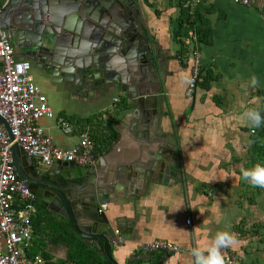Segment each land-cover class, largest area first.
<instances>
[{"label":"crops","instance_id":"1","mask_svg":"<svg viewBox=\"0 0 264 264\" xmlns=\"http://www.w3.org/2000/svg\"><path fill=\"white\" fill-rule=\"evenodd\" d=\"M136 4L163 60L167 116H153L145 124L136 116L138 112H132L130 99L116 89L87 95L32 67L33 81L54 110V117L41 118L39 123L57 146L65 148L76 145L81 134L88 132L96 148H104L96 152L95 163L103 173L121 161L143 163L148 144L161 142L166 134L177 144L184 168L179 178L160 182L138 177L130 191L104 210L115 234L120 230L121 243H110L120 264H194L191 250L210 244L223 230L237 234L239 240L235 251L222 249L224 255L234 253L243 264H264V191L241 174V169L252 168L253 128L244 113L257 109L264 117V5L202 0L199 9L205 22L201 33L206 40L196 48L202 74L213 80L208 88L199 85L191 93L192 46L188 53L182 52V43L173 33L180 0H136ZM182 37L186 40V35ZM253 74L259 78L256 87L250 83ZM94 115L93 122L85 121ZM99 121L103 127L112 122L115 128L117 137L107 151L105 144L113 135L104 136L103 128L97 131ZM148 127L149 135L140 131ZM158 131L163 132L161 136ZM47 238V225L36 232L34 228L35 241L42 242L53 260L64 258L66 247ZM157 239L171 241L180 250L143 251L144 242ZM4 247L0 235V250Z\"/></svg>","mask_w":264,"mask_h":264},{"label":"water","instance_id":"2","mask_svg":"<svg viewBox=\"0 0 264 264\" xmlns=\"http://www.w3.org/2000/svg\"><path fill=\"white\" fill-rule=\"evenodd\" d=\"M130 1L11 0L0 12V29L11 34L18 58L30 59L36 67L45 65L52 79L76 92L90 95L116 89L130 99L132 112H138L136 116L146 124L153 116H167L163 60L141 8ZM0 127L13 138L1 114ZM150 130L140 129L148 135ZM148 146L143 163L121 161L108 173L95 164L81 166L71 161L45 167L18 142L12 145V159L19 177L46 207L69 219L88 244L98 247L113 264H120L110 243H121V235L115 234L106 213L99 212L100 206L117 202L138 177L167 182L179 178L184 169L170 135Z\"/></svg>","mask_w":264,"mask_h":264},{"label":"built area","instance_id":"3","mask_svg":"<svg viewBox=\"0 0 264 264\" xmlns=\"http://www.w3.org/2000/svg\"><path fill=\"white\" fill-rule=\"evenodd\" d=\"M11 0H0L2 12ZM199 0H190L195 6ZM238 4L264 5V0H234ZM191 79L189 90L198 86L202 63L197 48H191ZM0 114L8 122L11 133L0 127V235L4 238V249L0 250V264H44L41 254L30 255L28 249L34 244L33 218L37 215V194L19 177L12 159V145L18 142L27 154L49 167L57 161H71L81 166L94 165L97 157L94 142L88 132L81 134L80 141L72 147H60L40 125L41 118L54 117L48 97L31 76V62L15 54L11 35L0 29ZM62 120V119H61ZM62 124H67L62 121ZM69 130L70 128L67 127ZM255 130L252 129V132ZM108 204H102L103 212ZM191 217L187 223L191 224ZM116 233H120L116 229ZM146 253L155 251L176 252L180 247L168 240L157 239L144 242ZM227 264H243L234 253L225 255ZM254 264V263H251Z\"/></svg>","mask_w":264,"mask_h":264},{"label":"trees","instance_id":"4","mask_svg":"<svg viewBox=\"0 0 264 264\" xmlns=\"http://www.w3.org/2000/svg\"><path fill=\"white\" fill-rule=\"evenodd\" d=\"M201 2L202 0H199L195 6H191L190 0H180L179 7L181 12L174 20L175 27L173 33L175 38L182 43V52H185V54L186 52H189L191 46V48H196L198 44L206 40V36H203L205 17L204 13H201L199 9ZM186 27L188 28V31L192 32L187 33L186 40H184L182 36L185 34H182V31ZM202 73L198 86L202 85L203 87L208 88V85L210 84L209 80H213V78L205 77ZM94 117L95 115L85 121L91 123L94 121ZM100 128H103L104 131H106L104 136L113 135V137H110L108 143L105 139L103 140L106 142L105 151H107L111 148L112 142L117 137L115 134V128L112 122L103 127L100 126L99 121L97 124V131ZM254 130L255 131L252 132L253 143L249 153V160L252 167L258 163L264 165V124L262 123L260 127L255 128ZM94 138L97 139L96 135ZM98 150L102 151L104 148L98 149L96 148V144H94L95 155ZM257 188L264 191V188ZM37 208L38 214L33 218L35 232L36 228L41 229L44 227V224L45 226L47 225V240L52 244H63L66 247V255L64 258L53 260V256L41 247L42 245L40 244H42V242H36V239H34L33 246L28 249L30 255L41 254L46 261L45 264H113L105 254L99 252L98 247L88 244L85 238L78 233L69 219L50 211L40 202H37Z\"/></svg>","mask_w":264,"mask_h":264},{"label":"clouds","instance_id":"5","mask_svg":"<svg viewBox=\"0 0 264 264\" xmlns=\"http://www.w3.org/2000/svg\"><path fill=\"white\" fill-rule=\"evenodd\" d=\"M252 87L259 84V78L253 74L250 78ZM119 99V98H118ZM244 117L253 129L258 128L264 123V117L257 109H249L244 113ZM242 178L249 182L253 187L264 188V165L256 164L250 169H241ZM203 214V210H199ZM239 244L238 236L227 230L218 231L210 244L201 247L197 246L191 250L192 256L195 257L194 264H227L222 249L233 248Z\"/></svg>","mask_w":264,"mask_h":264},{"label":"flooded vegetation","instance_id":"6","mask_svg":"<svg viewBox=\"0 0 264 264\" xmlns=\"http://www.w3.org/2000/svg\"><path fill=\"white\" fill-rule=\"evenodd\" d=\"M131 1H134V3L136 4V0H131ZM130 1V2H131ZM9 5V4H8ZM7 8V7H6ZM5 8V9H6ZM4 9V10H5ZM11 35V34H10ZM12 38V37H11ZM30 62H31V69H32V67H35V68H41V69H43L44 70V72H46L49 76H50V79H52V76L46 71V66L44 65H41V66H38V67H36L35 65H34V63L30 60V59H28ZM53 81H54V79H52ZM56 80V79H55ZM41 200L38 198L37 199V202H40ZM40 203H43V202H40Z\"/></svg>","mask_w":264,"mask_h":264},{"label":"rangeland","instance_id":"7","mask_svg":"<svg viewBox=\"0 0 264 264\" xmlns=\"http://www.w3.org/2000/svg\"><path fill=\"white\" fill-rule=\"evenodd\" d=\"M184 30H185L186 32H185V33H183V34H185V35H186V34L188 33V29L184 28V29H183V31H184Z\"/></svg>","mask_w":264,"mask_h":264},{"label":"bare ground","instance_id":"8","mask_svg":"<svg viewBox=\"0 0 264 264\" xmlns=\"http://www.w3.org/2000/svg\"><path fill=\"white\" fill-rule=\"evenodd\" d=\"M196 88H197V87H196ZM196 88H194L193 90H189V91L192 93Z\"/></svg>","mask_w":264,"mask_h":264}]
</instances>
